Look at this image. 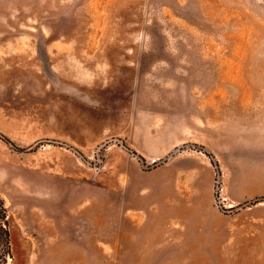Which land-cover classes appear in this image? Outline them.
Wrapping results in <instances>:
<instances>
[{"label": "rangeland", "instance_id": "obj_1", "mask_svg": "<svg viewBox=\"0 0 264 264\" xmlns=\"http://www.w3.org/2000/svg\"><path fill=\"white\" fill-rule=\"evenodd\" d=\"M263 109L264 0H0V195L9 263L264 264L257 235L264 205L256 206L264 196L223 207L213 151L215 134L236 144L246 136L239 121ZM133 116L143 129L162 130L166 147L173 142L166 152L165 143L154 146V163L126 140ZM51 150L85 179L114 159L127 162L123 153L135 156L146 179H173L191 157L212 181L204 198L213 205L202 217L201 201L189 203L186 225L174 198L164 224L138 233L134 249V235L120 243L116 233L126 185L118 181L103 211L109 233L84 232L79 217L66 226L61 218L74 208L55 201L59 188L28 168L52 165L41 156ZM202 154L217 177L198 163ZM126 172L133 182L136 171ZM233 227L242 230L230 243Z\"/></svg>", "mask_w": 264, "mask_h": 264}, {"label": "crops", "instance_id": "obj_2", "mask_svg": "<svg viewBox=\"0 0 264 264\" xmlns=\"http://www.w3.org/2000/svg\"><path fill=\"white\" fill-rule=\"evenodd\" d=\"M247 117H250V115H247ZM133 118L132 121L131 117L126 120V126L128 127L129 125L126 140L147 161L154 163L157 158L150 152L154 146L156 147L159 142L165 143L162 145H165L163 151L166 152L168 147L173 145V142L166 147L167 141H159L158 139L160 137L159 133H163L162 130L143 129L142 117L133 116ZM251 118L239 121L240 128L246 130V136L245 138L237 139L236 144L233 141L226 143L218 141L217 135L215 134L214 136L213 151L222 173L220 176L221 201L223 207L227 209H232L241 201L253 199L257 195L264 196V109L259 111V115H256V113L251 115ZM133 123V127L138 129L136 132L130 131ZM148 125L150 126L151 124ZM255 134L256 136H254ZM164 137L168 136L163 135L161 138ZM65 151L72 153L67 149ZM59 152L51 150L41 155L45 159L48 157L53 159L52 165L28 168H31L35 174L38 173L44 176L47 183L59 188V193L54 197L55 201L70 202L71 207L74 208L72 216H62L61 218L60 223L66 224V226L67 224L70 225L73 219L76 221V218L79 217L82 225L85 226L84 232L94 235L109 233L112 225L111 220L109 215H104L103 211L109 200L108 193L115 190L116 182L118 181H123L124 185H126L121 196H119L116 233L121 240L120 243H122V237L125 238L127 233L134 235L132 241L134 249H139L136 240L138 233H144L145 230L153 227L155 222H159L158 220L162 221L159 223L164 224L168 213L174 210L170 203L174 198L178 201V206L182 207L180 208L182 209V217H184L182 221L186 222V225L190 222L188 219L189 213H186L189 209V203L193 202L195 206L201 201L202 217H206L208 206L213 205V198L209 200L210 204L208 206L204 198V189L212 190V181L209 185V182L203 177V169L200 172L191 157L188 158L192 159V162L189 165H182L173 179L168 177L167 173H164L165 175L158 179H146L144 176L149 172L143 173L135 156H126L125 153L123 154L124 158L128 159L127 162L118 163V160L114 159V162H110L99 177L85 179L80 177L78 173H72L73 169L64 168L61 162L63 153ZM198 163L215 170L212 176L214 174L217 177L216 169L206 155L202 154L201 162L198 160ZM125 169H127L126 171L131 169L136 171L133 182H131L130 174L124 171ZM68 185L72 187L69 190V194L65 187ZM105 194L108 197H104ZM150 201L153 203L148 206ZM130 202H134V206H128ZM260 205H264V202H259L256 206ZM220 216L229 217L223 214H220ZM260 219L263 218L259 217L258 224H264V220ZM112 221L113 223L115 222V217H112ZM182 230L185 231V227L182 226ZM237 230L242 229L237 227L230 229V240L228 242L232 243L233 239L236 240ZM261 231L257 234L258 240L264 243V233ZM245 232L242 231L240 233ZM85 242L88 241L85 240ZM97 247L103 248L99 245ZM85 248L88 249L90 247L86 246ZM119 249L122 251L125 246L119 247ZM118 264H122L120 260Z\"/></svg>", "mask_w": 264, "mask_h": 264}, {"label": "trees", "instance_id": "obj_3", "mask_svg": "<svg viewBox=\"0 0 264 264\" xmlns=\"http://www.w3.org/2000/svg\"><path fill=\"white\" fill-rule=\"evenodd\" d=\"M216 168L217 174L220 175V170L217 167V164ZM7 217L5 202L0 195V264H10L9 258L13 257V248Z\"/></svg>", "mask_w": 264, "mask_h": 264}, {"label": "built area", "instance_id": "obj_4", "mask_svg": "<svg viewBox=\"0 0 264 264\" xmlns=\"http://www.w3.org/2000/svg\"><path fill=\"white\" fill-rule=\"evenodd\" d=\"M219 181H216V183H217V191L219 190V183H218Z\"/></svg>", "mask_w": 264, "mask_h": 264}]
</instances>
